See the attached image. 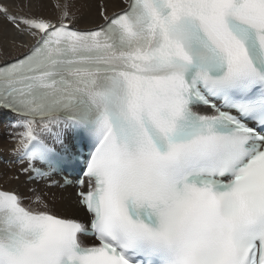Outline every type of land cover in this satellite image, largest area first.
<instances>
[{
    "label": "snow or ice",
    "instance_id": "snow-or-ice-1",
    "mask_svg": "<svg viewBox=\"0 0 264 264\" xmlns=\"http://www.w3.org/2000/svg\"><path fill=\"white\" fill-rule=\"evenodd\" d=\"M35 6L0 0L33 41L0 117L35 185L0 187V264H264V0H97L89 29Z\"/></svg>",
    "mask_w": 264,
    "mask_h": 264
},
{
    "label": "bare ground",
    "instance_id": "bare-ground-1",
    "mask_svg": "<svg viewBox=\"0 0 264 264\" xmlns=\"http://www.w3.org/2000/svg\"><path fill=\"white\" fill-rule=\"evenodd\" d=\"M66 0H42L43 6H40V0H36V6L33 11L43 14L45 17L55 20L59 12L53 7L56 3H65ZM72 5L71 12L77 21L76 27L80 29H89L95 26L99 22L97 18L96 3L97 0H67ZM108 11H118L121 5V0H107ZM13 33L7 30L5 23L0 20V62L10 60L18 53L25 51L26 49L21 47L22 43L31 45L33 41L25 37L22 40L17 39L15 42L12 40ZM10 116L0 117V126L3 129V134H0V187L17 189L26 197L31 198L29 188L35 185L27 182V176L21 173L23 164L13 156V149L16 145L17 135L19 129L9 136L8 133L12 131L8 128V121ZM2 121V123H1ZM6 126V128H5ZM6 129L8 132H5ZM3 159V160H2ZM19 175V180L15 177ZM43 189L45 199L49 202L50 206L59 208L61 205L67 204L73 195V188H61L53 187L51 189H44L43 185H40ZM35 207V204L33 205Z\"/></svg>",
    "mask_w": 264,
    "mask_h": 264
},
{
    "label": "rangeland",
    "instance_id": "rangeland-1",
    "mask_svg": "<svg viewBox=\"0 0 264 264\" xmlns=\"http://www.w3.org/2000/svg\"><path fill=\"white\" fill-rule=\"evenodd\" d=\"M1 123H2V121H1ZM5 128H6V126H5ZM2 132H3V129H2L1 126H0V134H3ZM5 132H8V130L6 129ZM2 160H3V159H2Z\"/></svg>",
    "mask_w": 264,
    "mask_h": 264
}]
</instances>
